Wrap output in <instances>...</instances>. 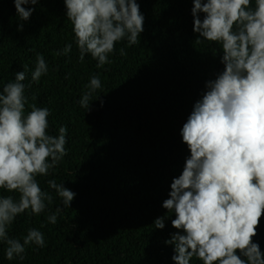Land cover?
<instances>
[{
  "label": "clouds",
  "instance_id": "9594fccd",
  "mask_svg": "<svg viewBox=\"0 0 264 264\" xmlns=\"http://www.w3.org/2000/svg\"><path fill=\"white\" fill-rule=\"evenodd\" d=\"M13 2L21 21L17 31H23V22L30 20L40 0ZM64 4L79 62L90 55L100 69L112 62L109 54L118 42L126 39L128 47L140 42L145 16L138 0ZM192 5L196 41L218 46L223 68L205 81L180 129L189 154L162 203L173 214L171 225L177 230L164 243L173 247L174 264H191L193 257L202 264H264V252L254 241L264 218V0H192ZM72 48L68 43L55 55H68ZM119 52L127 55L124 48ZM22 68L13 80L0 83V189L19 194L18 199L0 195V243L7 245L8 261H23L28 246H45L36 228H29L22 242L10 237L8 229L21 214L39 215L53 202L37 177L47 176L68 154L67 126L50 135V109L29 104L26 95L31 82L39 83L48 72L43 54L36 55L29 84L24 83L28 65ZM101 86L95 74L85 85L79 104L87 112ZM26 105L31 109L27 113ZM47 183L62 200V207L47 217L55 224L77 194L54 179ZM165 221L166 214L157 217L155 229L163 230Z\"/></svg>",
  "mask_w": 264,
  "mask_h": 264
}]
</instances>
